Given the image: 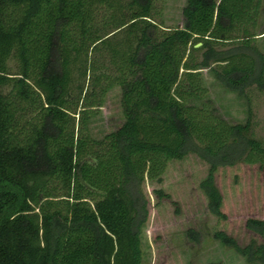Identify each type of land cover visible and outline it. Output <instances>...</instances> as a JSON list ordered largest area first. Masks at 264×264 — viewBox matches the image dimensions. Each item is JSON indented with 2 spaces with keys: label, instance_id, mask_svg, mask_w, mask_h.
<instances>
[{
  "label": "trees",
  "instance_id": "obj_1",
  "mask_svg": "<svg viewBox=\"0 0 264 264\" xmlns=\"http://www.w3.org/2000/svg\"><path fill=\"white\" fill-rule=\"evenodd\" d=\"M152 4L0 0V264H141L143 185L162 183L170 161L192 153L208 164L198 186L220 220L227 216L218 170H264L250 113L243 124L227 122L204 100L200 74L209 68L242 95L251 83L264 88L246 52L261 0H186L182 27L171 29L158 27ZM108 9L118 14L100 22ZM115 87L123 121L94 137L93 107ZM244 227L263 236L264 218L247 217ZM213 236L264 262V240L241 245L221 229Z\"/></svg>",
  "mask_w": 264,
  "mask_h": 264
},
{
  "label": "rangeland",
  "instance_id": "obj_2",
  "mask_svg": "<svg viewBox=\"0 0 264 264\" xmlns=\"http://www.w3.org/2000/svg\"><path fill=\"white\" fill-rule=\"evenodd\" d=\"M127 1L119 0L122 4ZM152 1V19L160 29L182 27V7L186 0ZM112 12L115 11L100 10L97 18L101 22ZM255 33L246 52L257 59L264 76L259 56L264 55V0H261ZM102 62L105 64L107 60ZM7 65L9 72H17L14 57ZM200 74L207 90L204 100L231 124L245 123L250 113V131L264 143V88L251 83L242 95L224 86L209 68L201 69ZM93 108L88 127L92 135L99 138L123 121L119 88L107 93L101 107ZM75 120H78L77 114ZM207 169L208 164L191 153L167 164L162 183L145 181L143 190L149 203L148 218L139 230L141 264H264L247 260L213 236L215 230L221 229L241 245L252 238L257 242L264 240V235L259 236L244 227L247 217L264 218V170L257 165L244 164L218 170L215 181L222 191L227 216L226 220H220L209 213L206 198L198 186ZM154 188H162L168 197L158 199ZM188 229L194 230L195 237L187 233Z\"/></svg>",
  "mask_w": 264,
  "mask_h": 264
},
{
  "label": "water",
  "instance_id": "obj_3",
  "mask_svg": "<svg viewBox=\"0 0 264 264\" xmlns=\"http://www.w3.org/2000/svg\"><path fill=\"white\" fill-rule=\"evenodd\" d=\"M200 45H201V43L198 42V43L195 44V47H198V46H200Z\"/></svg>",
  "mask_w": 264,
  "mask_h": 264
}]
</instances>
